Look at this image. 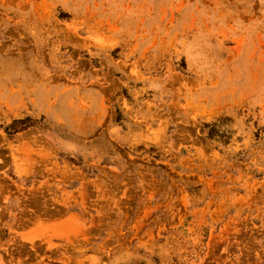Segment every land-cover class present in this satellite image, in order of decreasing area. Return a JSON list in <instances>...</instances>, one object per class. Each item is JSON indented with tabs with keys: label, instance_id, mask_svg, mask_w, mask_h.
I'll list each match as a JSON object with an SVG mask.
<instances>
[{
	"label": "rangeland",
	"instance_id": "rangeland-1",
	"mask_svg": "<svg viewBox=\"0 0 264 264\" xmlns=\"http://www.w3.org/2000/svg\"><path fill=\"white\" fill-rule=\"evenodd\" d=\"M0 264H264V0H0Z\"/></svg>",
	"mask_w": 264,
	"mask_h": 264
}]
</instances>
